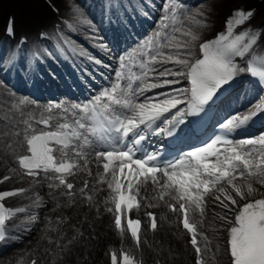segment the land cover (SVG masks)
Returning a JSON list of instances; mask_svg holds the SVG:
<instances>
[{"label": "bare ground", "instance_id": "6f19581e", "mask_svg": "<svg viewBox=\"0 0 264 264\" xmlns=\"http://www.w3.org/2000/svg\"><path fill=\"white\" fill-rule=\"evenodd\" d=\"M11 8L17 10L21 20V28L27 30H33L32 26L35 21L44 20L46 15L40 11L38 8V0H7ZM60 3L63 8L72 15L80 16L85 22L90 24L91 28H96L95 33H98V30L101 27H97L96 24L100 23V19L95 15H90V19H86L83 13L84 7L93 5H99V1L102 0H56ZM257 0H210L205 1L202 4L197 6H192L189 8L185 14L176 16L172 19L166 13L172 9H167L165 12H158L152 15L151 20H155L154 25L158 22L168 23V30L157 28L155 30L156 37H158V42L163 38L165 39L163 48L159 51L157 48H154L150 54L144 53L141 50V46H138L136 50H133L132 47L129 49H124V53L132 55H139L144 57L147 60H152L150 66L146 67L151 70V74L143 76L142 86L139 88L136 93L137 97L144 95V92L153 90L154 88L167 85L172 83H178L176 89H182L184 84L183 81L185 78H182V75L185 74L186 70L189 68L192 61L198 56V48L200 43L215 34V32L222 25L225 18L231 13V11L239 5L255 6ZM98 7V6H97ZM83 8V10H82ZM99 7L96 9L98 10ZM175 10V9H174ZM100 11V10H98ZM111 25L114 27L116 22ZM256 24L264 26V2L257 8V18ZM1 31V27H0ZM152 37V35H151ZM142 41V40H141ZM148 46L153 47L152 43H149ZM117 46H115L112 51H116ZM126 54V55H127ZM8 60L3 59L0 61V70L3 64L7 63ZM147 66V65H146ZM114 71L119 77H126V72L122 70V66H119L118 63H114ZM118 69V70H117ZM0 89L9 91H21L16 86L12 85L10 87L3 84L2 78L0 77ZM143 89L144 91H142ZM182 93H179L181 95ZM249 95V94H248ZM156 95H144L141 99L139 98L138 106L136 107V119L138 116L143 115L144 112L148 109V106L151 105L153 98ZM20 101L23 103L25 98L19 96ZM257 100V95L253 94V99L247 97L245 100H240L238 103L237 119L235 122L239 125L247 126L251 123L249 121V115L254 109V104ZM15 101V100H14ZM13 101L14 105L18 106ZM168 103H172L169 101ZM158 105H164L163 102L158 103ZM35 109H33L34 111ZM17 152L13 147L4 145L2 151L0 152V166L6 167V164L10 163V153ZM7 153V155H5ZM84 163L82 169L86 168H97L100 172L101 181L92 185L90 190L86 193L85 204L98 203L101 206L106 204L107 197L110 195L112 190L116 186L117 178L122 176L125 173V168L117 167L109 175V177L102 176L101 170V161L97 158L93 151H89L86 154H81ZM135 165L136 162H132ZM82 169L79 171V178H82L83 172ZM181 189L186 191V195L192 204H197L203 207L204 216L206 218V223L202 221L203 230L206 233L208 241L211 242L213 248H209V257L211 264H229L228 254L225 247V232L224 229L232 222L231 209L237 207L241 202L249 198L251 195L243 191L239 187V182L241 179H236L229 183H225L222 186L216 187L207 197L202 196L199 192H195L192 188H189V183L183 182L180 178H172ZM245 179H251L255 185V192H259L264 188V182L257 175L251 174L246 176ZM150 183V182H149ZM152 186L159 190H165L167 197H171L173 191L170 189L171 186H175L176 183L170 181L168 184H163V182L157 178L151 181ZM47 188V187H46ZM140 188L143 189V208L147 207H158L160 213V224L162 230L157 232V237L149 239L148 250H146V255L148 258L153 259L157 255L155 251L166 252L164 264H193V256L191 255L190 249L185 244L184 237L179 233L175 227V222L166 223V214L165 210L160 207V201L158 200V190L150 191L148 187L144 185V181L140 182ZM180 190V189H179ZM51 191V190H50ZM156 194V196H155ZM39 197L45 195L41 189H36L34 192L28 196V199L32 196ZM36 200V198H35ZM34 200V201H35ZM33 201V202H34ZM53 201L49 200L48 193L45 195L42 207H47V211L41 212V224L35 230V236H26V241L31 237H36L39 235L43 236V242H41L38 250L35 254H39L40 262L38 264H51V260H47L49 248L45 251L42 246L47 242L52 247H58V240L53 238V232L45 233L43 224L49 223H59L60 226L66 227V235L63 239V242L68 243L70 239L68 234L74 232V222L77 219L76 212L71 213L67 218L60 220L59 209H51ZM81 201L78 205H83ZM41 207V206H40ZM76 207V206H75ZM74 207V208H75ZM83 210H90L86 206L82 207ZM103 214V213H102ZM79 222H82V218L79 219ZM109 222V219H108ZM212 222V225H210ZM29 226V223L26 225ZM177 226V225H176ZM113 234L110 229L109 224L105 218L103 219H92L89 217L86 222V229L77 240V245L74 244L69 251L67 252V257L61 258L56 264H105L104 261L100 260L101 253L104 249V245L107 242H112ZM16 237H20L17 233ZM38 239H40L38 237ZM24 242V240L18 241L17 244ZM62 242V243H63ZM64 244V245H65ZM76 245V246H75ZM28 246L13 249L10 255L7 257L6 264H22L27 256ZM211 254H214L212 256ZM219 255V258H218Z\"/></svg>", "mask_w": 264, "mask_h": 264}, {"label": "rangeland", "instance_id": "374dc122", "mask_svg": "<svg viewBox=\"0 0 264 264\" xmlns=\"http://www.w3.org/2000/svg\"><path fill=\"white\" fill-rule=\"evenodd\" d=\"M182 12H183V14H185V12H187V10L184 8V9L182 10ZM10 159H12V155H11ZM52 255H53V248H50L47 257L50 258V257H52ZM23 264H24V262H23Z\"/></svg>", "mask_w": 264, "mask_h": 264}]
</instances>
